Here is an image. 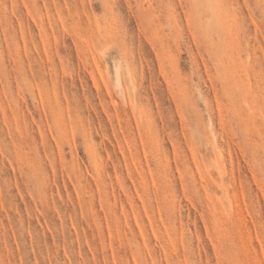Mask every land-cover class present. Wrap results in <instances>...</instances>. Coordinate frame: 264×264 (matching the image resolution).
Returning a JSON list of instances; mask_svg holds the SVG:
<instances>
[{
	"label": "rangeland",
	"instance_id": "1",
	"mask_svg": "<svg viewBox=\"0 0 264 264\" xmlns=\"http://www.w3.org/2000/svg\"><path fill=\"white\" fill-rule=\"evenodd\" d=\"M0 264H264V0H0Z\"/></svg>",
	"mask_w": 264,
	"mask_h": 264
}]
</instances>
